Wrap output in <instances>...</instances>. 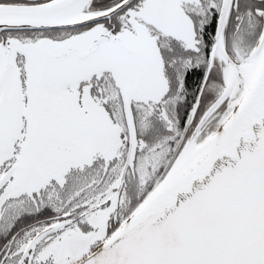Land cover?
Wrapping results in <instances>:
<instances>
[{
  "label": "snow or ice",
  "instance_id": "6c2138e0",
  "mask_svg": "<svg viewBox=\"0 0 264 264\" xmlns=\"http://www.w3.org/2000/svg\"><path fill=\"white\" fill-rule=\"evenodd\" d=\"M0 264H264V0H0Z\"/></svg>",
  "mask_w": 264,
  "mask_h": 264
}]
</instances>
